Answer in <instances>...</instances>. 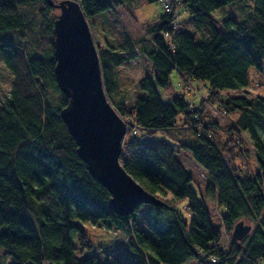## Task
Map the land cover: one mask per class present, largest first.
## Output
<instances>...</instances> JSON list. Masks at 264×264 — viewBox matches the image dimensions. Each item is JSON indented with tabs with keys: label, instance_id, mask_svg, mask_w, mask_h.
Segmentation results:
<instances>
[{
	"label": "trees",
	"instance_id": "trees-1",
	"mask_svg": "<svg viewBox=\"0 0 264 264\" xmlns=\"http://www.w3.org/2000/svg\"><path fill=\"white\" fill-rule=\"evenodd\" d=\"M51 1H0V63L11 75L0 98V264H182L189 258L195 264H264V95H223L224 89L247 86L251 68L264 70V0H253L244 19L211 16L232 0H175L170 11L143 22L136 44L125 37L123 49L96 45L104 91L129 134L122 140L121 165L150 193L187 198L189 221L167 202L148 204L146 231L136 226L142 204L127 215L113 212L108 190L78 157L60 116L68 97L54 73L55 4L78 2L90 24L92 15L129 0ZM178 5L189 14L181 21L176 19ZM139 56L150 62L151 76L137 81L144 94L128 99L120 91L117 67ZM172 70L183 83L207 82L199 106L192 107L181 94L171 101L160 98L156 85L168 86ZM206 104L224 116L235 115L221 145L208 134L212 127L202 117ZM179 110L196 124L194 138L177 148L161 141L165 157L140 152L157 131L174 126ZM240 132L247 134L254 153L255 168L246 172L233 162L247 151L237 139ZM179 147L206 171L205 192L225 209L220 213L225 248L220 227L212 226L191 185V174L174 155ZM127 152L132 154L125 156ZM76 218L115 228L127 246L125 254L121 241L92 249ZM240 222L252 226L235 237L232 231Z\"/></svg>",
	"mask_w": 264,
	"mask_h": 264
},
{
	"label": "rangeland",
	"instance_id": "rangeland-1",
	"mask_svg": "<svg viewBox=\"0 0 264 264\" xmlns=\"http://www.w3.org/2000/svg\"><path fill=\"white\" fill-rule=\"evenodd\" d=\"M252 10L253 0H232L231 2L213 10L211 16L217 19H223L225 16L230 15L237 19H244L251 14ZM56 12H59V10H56ZM163 12L164 9L157 0H129L126 4L121 6L114 5L98 14L92 15L90 17V24L88 21L87 23L89 24L95 45L105 46L106 44H110L116 48L123 49L127 44L126 38H128L131 43L136 44V40L143 32L142 24L144 21L157 17ZM175 13L178 21L189 16L188 12L184 10L182 5L176 6ZM146 74H150L151 76L150 62L143 56H139L117 67L116 77L120 85V91L123 92L126 98L131 99L135 94L141 92L138 90L136 84L137 81ZM10 79L11 75L9 71L0 63L1 99H4L3 94L6 93L9 88ZM156 89L163 101H171V97L176 94H181L186 101H189L192 107H196L199 106V99L207 93V82L194 79L192 82L187 81L186 83H183L179 73L176 70H172L169 75V85L166 87L156 85ZM141 94H144V92L142 91ZM227 94L245 95L248 97L264 95V70L256 72L254 68H251L248 85L237 89H224L223 95L225 96ZM202 117L206 124L212 127H207L210 137L218 145H221L223 143L222 141L228 136L226 129L229 126V120L234 119L235 115L229 113L224 116L214 105L206 104L205 109L202 112ZM208 121L209 123H207ZM192 125L196 126V124H193L192 121L188 120L183 111H177L174 118V126L168 130L157 131L154 137H151L146 142V145L140 152L151 151L155 154L159 153V155L163 157L167 156V150L162 142L168 143L174 148H177L176 144L180 142H189L195 135ZM236 135L238 141L242 143V146L247 148V151L243 158H235L233 160L234 165L239 166V169L242 172L254 169V153L251 150L247 134H241L240 132L236 133ZM124 137L128 138L129 134H125ZM174 155L183 167L191 174V185L198 198L204 202L212 226L214 228L220 227L222 233L220 246L225 248L227 238L223 233L220 219V213L224 212L225 209L217 206L214 198L215 196L206 194L205 189L209 183L206 171L196 160H194V158H192L187 149L179 147L178 151L174 152ZM125 156H128V154ZM223 156L227 160L225 153H223ZM156 196L162 201L171 204L184 220L189 221L191 213L186 208L187 198H174L170 193H166L165 195L157 194ZM150 210L151 208L148 204H142L140 206V212L136 219L137 228L145 230L144 218L146 212ZM74 222L77 223L85 233L92 249L98 247L106 248L109 244L121 241L120 244L123 247V255L125 254V251H127L125 242H123L121 236L117 235L115 228H107L101 223V221L93 222L91 220H81L76 218L74 219ZM249 225L252 226V223H249ZM2 251L3 247L0 246V255L2 254Z\"/></svg>",
	"mask_w": 264,
	"mask_h": 264
},
{
	"label": "water",
	"instance_id": "water-1",
	"mask_svg": "<svg viewBox=\"0 0 264 264\" xmlns=\"http://www.w3.org/2000/svg\"><path fill=\"white\" fill-rule=\"evenodd\" d=\"M63 3L55 4L59 12L53 20L54 73L60 91L68 97L60 116L75 140L76 153L108 190V206L116 214H130L141 204L164 205L121 165L126 124L104 91L97 48L79 3ZM250 229L240 222L232 234L241 237Z\"/></svg>",
	"mask_w": 264,
	"mask_h": 264
},
{
	"label": "built area",
	"instance_id": "built-area-1",
	"mask_svg": "<svg viewBox=\"0 0 264 264\" xmlns=\"http://www.w3.org/2000/svg\"><path fill=\"white\" fill-rule=\"evenodd\" d=\"M175 0H157V2H159L161 4V6L163 7L164 11H170L172 3ZM196 118V116H194V119ZM131 131L132 133H137L138 129H136L135 127H131ZM143 147L142 145L140 146V148ZM128 155L131 154V152H127ZM204 256V254H201L200 257ZM216 257L211 256V261H215Z\"/></svg>",
	"mask_w": 264,
	"mask_h": 264
},
{
	"label": "crops",
	"instance_id": "crops-1",
	"mask_svg": "<svg viewBox=\"0 0 264 264\" xmlns=\"http://www.w3.org/2000/svg\"><path fill=\"white\" fill-rule=\"evenodd\" d=\"M146 230V229H145ZM195 260L193 259V258H189V259H187L185 262H183L182 264H195Z\"/></svg>",
	"mask_w": 264,
	"mask_h": 264
}]
</instances>
